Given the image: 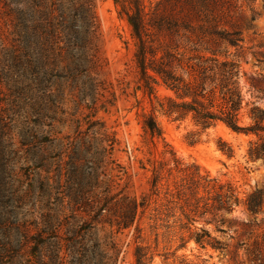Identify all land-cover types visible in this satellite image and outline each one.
<instances>
[{"label":"rangeland","instance_id":"obj_1","mask_svg":"<svg viewBox=\"0 0 264 264\" xmlns=\"http://www.w3.org/2000/svg\"><path fill=\"white\" fill-rule=\"evenodd\" d=\"M59 1L69 3L0 0V264H99L94 231L105 264H135L136 245L151 258L146 264H236L191 240L181 246L188 233L161 213L169 199L164 188L177 176L173 163L156 188L151 174L173 152L240 194L262 187L263 165L246 162L250 137L218 125L187 138L189 120L159 114L167 145L145 133L148 101L137 89L134 39L113 0L76 8L74 28L89 39L82 50L67 44V29L52 30ZM143 1L147 9L156 0ZM236 3L233 22L243 40L224 53L239 66L245 92L250 75H264V11L261 0ZM24 20L18 59L16 26ZM87 20L91 31H84ZM156 93L167 91L157 86ZM218 137L232 146V157L217 148ZM130 198H145L147 206L132 227L116 232L107 222Z\"/></svg>","mask_w":264,"mask_h":264},{"label":"trees","instance_id":"obj_2","mask_svg":"<svg viewBox=\"0 0 264 264\" xmlns=\"http://www.w3.org/2000/svg\"><path fill=\"white\" fill-rule=\"evenodd\" d=\"M113 3L134 39L137 89L148 101V110L142 113L143 131L167 145L157 114L171 122L189 120L192 127L187 138L223 125L250 137L246 162L260 161L264 167V75H250L244 92L239 66L224 53L226 47L238 48L243 40L242 29L233 22L238 9L236 0H156L147 9L143 0ZM59 5L61 10L55 14L52 30L65 28L69 32L67 44H76L81 50L89 47V39L74 28L76 8L89 9V3L69 0L67 4L59 1ZM261 10L264 11V0ZM87 21L84 31H91ZM23 26L25 20L16 26L18 59L23 54ZM157 86L167 93L158 95ZM196 142L197 138L190 140ZM216 146L227 157L233 156L232 146L221 137ZM170 157L153 167L151 187L163 181L164 171L171 175L166 165L172 162L177 176L172 181L173 188L168 190V184L164 188L169 199L166 212L161 213L167 218L175 217L180 230L188 233L185 240L180 237L184 240L181 246L191 240L199 249L217 251L236 260V264H264V186L240 194L234 183L216 181L196 163L179 161L173 152ZM146 206L145 198H130L117 211L118 217L107 224L116 232L129 229L135 224L138 209ZM103 209L99 206L98 212ZM134 228L140 230L138 224ZM93 234L97 261L105 264L100 237L95 231ZM144 249L135 246V264H146Z\"/></svg>","mask_w":264,"mask_h":264}]
</instances>
